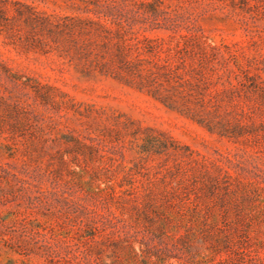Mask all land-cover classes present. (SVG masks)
<instances>
[{"label":"rangeland","instance_id":"rangeland-1","mask_svg":"<svg viewBox=\"0 0 264 264\" xmlns=\"http://www.w3.org/2000/svg\"><path fill=\"white\" fill-rule=\"evenodd\" d=\"M0 264H264V0H0Z\"/></svg>","mask_w":264,"mask_h":264}]
</instances>
